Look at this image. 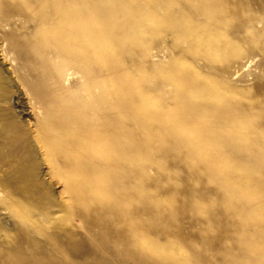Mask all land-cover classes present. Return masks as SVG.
<instances>
[{"label":"rangeland","instance_id":"obj_1","mask_svg":"<svg viewBox=\"0 0 264 264\" xmlns=\"http://www.w3.org/2000/svg\"><path fill=\"white\" fill-rule=\"evenodd\" d=\"M0 264H264V0H0Z\"/></svg>","mask_w":264,"mask_h":264},{"label":"bare ground","instance_id":"obj_2","mask_svg":"<svg viewBox=\"0 0 264 264\" xmlns=\"http://www.w3.org/2000/svg\"><path fill=\"white\" fill-rule=\"evenodd\" d=\"M78 20H79L78 23L81 24L80 27H81L82 31H84V30H85V28H84V26H85V25H84L85 21L83 22L81 17H80V18L78 17ZM62 21H63V20H62ZM62 21H61V22H62ZM74 23H75V22H74ZM77 25H78V24H77ZM85 27H86V26H85ZM78 28H79V27H78ZM85 31H86V30H85ZM85 31H84V33H86ZM87 34H88V33H87ZM64 36H65V35H64ZM77 36H78V35H77ZM80 38H82V37H80ZM86 38H87V35L84 34L83 39H86ZM69 39H70V38H69ZM83 39H82V40H83ZM95 43H97V41H95ZM41 127H43V128H42V131H44V133H46L47 135H50V133H52V140L50 139V140H51L50 143H52V145H53V142H54L55 137L57 138L59 135L61 136V134H62L61 132L63 131L62 129L60 130L61 132L57 131V132H59V133H58V135L56 136V135H55L56 133L53 134L54 131H52V128H51L49 125H48V127H46V125H43V126H41ZM46 130H47V131H46ZM64 131H65V130H64ZM93 132H94V133H92V134H97V133L100 132V131L98 130V132H97V131H93ZM99 134H100V133H99ZM99 134H97V135L100 137V139L97 138V137L95 138L94 135H92L93 138H89V136H88L89 134H82V136H80V137L78 138V139L81 140V142H80V147H82V149H83V148H86L88 145H90V146H92V145H95V146H99V145H100V146H102V142L99 143V141L102 140V139H101V136H100ZM97 135H95V136H97ZM48 137H49V136H48ZM89 139H90V140H89ZM91 139H92V140H91ZM48 140H49V139H48ZM87 141H88V142H87ZM78 142H79V141H78ZM76 143H77V142H76ZM55 145H56V144H55ZM77 145H79V144H77ZM53 146H54V145H53ZM53 146H52V147H53ZM95 146H94V147H95ZM94 147H93L94 151H96V152L99 153V149H98V151H97ZM68 148H69V147H68ZM101 148H102V147H101ZM101 148H100V149H101ZM80 149H81V148H80ZM68 150H70V149H67V148H66V151H67V152H68ZM70 152H71V151H70ZM78 153H79V152H78ZM96 154H97V153H96ZM97 155H98V154H97ZM92 182H93V181H92Z\"/></svg>","mask_w":264,"mask_h":264}]
</instances>
